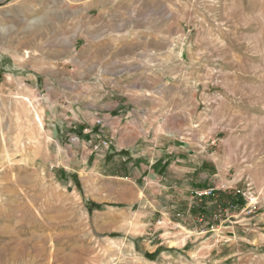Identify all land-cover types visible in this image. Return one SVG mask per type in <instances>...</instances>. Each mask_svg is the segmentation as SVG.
I'll list each match as a JSON object with an SVG mask.
<instances>
[{
    "label": "rangeland",
    "instance_id": "1",
    "mask_svg": "<svg viewBox=\"0 0 264 264\" xmlns=\"http://www.w3.org/2000/svg\"><path fill=\"white\" fill-rule=\"evenodd\" d=\"M0 264H264V0H0Z\"/></svg>",
    "mask_w": 264,
    "mask_h": 264
},
{
    "label": "crops",
    "instance_id": "2",
    "mask_svg": "<svg viewBox=\"0 0 264 264\" xmlns=\"http://www.w3.org/2000/svg\"><path fill=\"white\" fill-rule=\"evenodd\" d=\"M96 33L99 31V33H95V37L93 39H91L90 43H93L95 46H97V43H100L102 41H105L106 39H108V36H114L120 33V31L117 30H113V32H109L108 29H101V28H97L95 29ZM103 36H106V38H103ZM112 39V43L115 42V40L119 39H115V38H111ZM90 45V44H89ZM117 51V48L114 49V52ZM119 62H115L113 63V65H117ZM124 74L120 73H113L112 77H111V84H113V86L121 81L123 78ZM53 77V76H51ZM51 77H47V79H53ZM48 81V80H47ZM53 81V80H51ZM134 90L130 92V97L133 98L134 100L130 103V105H127V100L125 101V103L121 102V101H117V100H112L109 99L106 103L98 105L95 104L93 107V110H96L97 112L101 111L103 113H105V119H104V127L102 129V131L100 132L101 134H105L108 135L110 137L109 139V144L110 146L119 148V149H125V151L127 152V158H129L130 160H132L135 163L139 164V168L140 169H145L146 167H144L143 164H154L156 162H158V159H148L145 156H136L131 154L132 151V147L136 146V142L139 139H144L142 136L143 134L147 133L149 134V131L152 129V126L148 127L145 123H144V108L142 107V104L137 101L139 99H142V97H144L141 93V91H139L137 88V85H134ZM115 91L113 93H111V95H114ZM117 94V93H116ZM118 94H121L118 92ZM127 93L125 92L124 95H126ZM148 94V92H146V95ZM53 114L55 115V121L61 122V123H53L52 124V128L54 129H60L61 126H63L64 124H71L73 122V118H71V120L68 119V116H64V120H62L59 117V114L56 113V111H53ZM71 115H74V111L71 112ZM142 164V165H141Z\"/></svg>",
    "mask_w": 264,
    "mask_h": 264
},
{
    "label": "built area",
    "instance_id": "3",
    "mask_svg": "<svg viewBox=\"0 0 264 264\" xmlns=\"http://www.w3.org/2000/svg\"><path fill=\"white\" fill-rule=\"evenodd\" d=\"M211 193V190L207 191V190H204V191H195V194L196 195H206V194H210Z\"/></svg>",
    "mask_w": 264,
    "mask_h": 264
},
{
    "label": "bare ground",
    "instance_id": "4",
    "mask_svg": "<svg viewBox=\"0 0 264 264\" xmlns=\"http://www.w3.org/2000/svg\"><path fill=\"white\" fill-rule=\"evenodd\" d=\"M173 244V243H172Z\"/></svg>",
    "mask_w": 264,
    "mask_h": 264
}]
</instances>
